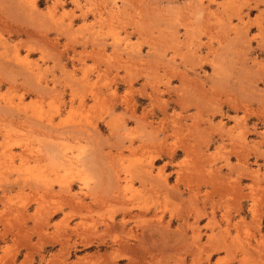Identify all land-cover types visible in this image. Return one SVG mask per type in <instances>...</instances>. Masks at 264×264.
I'll return each instance as SVG.
<instances>
[{
	"label": "rangeland",
	"instance_id": "rangeland-1",
	"mask_svg": "<svg viewBox=\"0 0 264 264\" xmlns=\"http://www.w3.org/2000/svg\"><path fill=\"white\" fill-rule=\"evenodd\" d=\"M0 190V264H264V0H0Z\"/></svg>",
	"mask_w": 264,
	"mask_h": 264
},
{
	"label": "crops",
	"instance_id": "crops-1",
	"mask_svg": "<svg viewBox=\"0 0 264 264\" xmlns=\"http://www.w3.org/2000/svg\"><path fill=\"white\" fill-rule=\"evenodd\" d=\"M8 189H9V188L5 187L4 190H2V191H8ZM1 195H2V192H1V190H0V197H1ZM0 200L2 201L3 198H0ZM1 208H3V207H2V205L0 204V209H1ZM34 252H35V251H34ZM34 252H32V254H33ZM18 253H20L21 255H24L25 253H27V250H24V251L22 250L21 252H18ZM18 253H17V254H18ZM35 254H38V252H36Z\"/></svg>",
	"mask_w": 264,
	"mask_h": 264
},
{
	"label": "bare ground",
	"instance_id": "bare-ground-1",
	"mask_svg": "<svg viewBox=\"0 0 264 264\" xmlns=\"http://www.w3.org/2000/svg\"><path fill=\"white\" fill-rule=\"evenodd\" d=\"M100 20V19H99ZM240 124V123H239ZM152 175V174H151ZM171 233H172V231H171Z\"/></svg>",
	"mask_w": 264,
	"mask_h": 264
}]
</instances>
